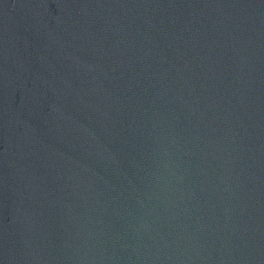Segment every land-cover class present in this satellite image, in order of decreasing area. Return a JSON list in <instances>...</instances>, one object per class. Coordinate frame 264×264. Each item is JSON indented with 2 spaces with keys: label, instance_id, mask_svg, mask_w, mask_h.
I'll list each match as a JSON object with an SVG mask.
<instances>
[{
  "label": "water",
  "instance_id": "water-1",
  "mask_svg": "<svg viewBox=\"0 0 264 264\" xmlns=\"http://www.w3.org/2000/svg\"><path fill=\"white\" fill-rule=\"evenodd\" d=\"M0 264H264V0H0Z\"/></svg>",
  "mask_w": 264,
  "mask_h": 264
}]
</instances>
